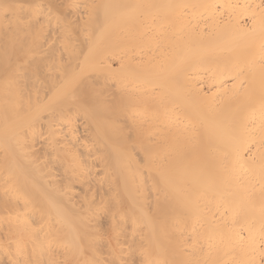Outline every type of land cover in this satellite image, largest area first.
<instances>
[{
  "label": "bare ground",
  "instance_id": "obj_1",
  "mask_svg": "<svg viewBox=\"0 0 264 264\" xmlns=\"http://www.w3.org/2000/svg\"><path fill=\"white\" fill-rule=\"evenodd\" d=\"M0 264H264V0H0Z\"/></svg>",
  "mask_w": 264,
  "mask_h": 264
}]
</instances>
